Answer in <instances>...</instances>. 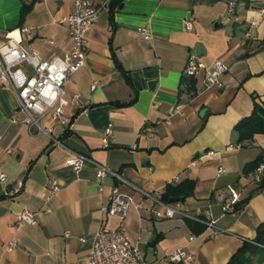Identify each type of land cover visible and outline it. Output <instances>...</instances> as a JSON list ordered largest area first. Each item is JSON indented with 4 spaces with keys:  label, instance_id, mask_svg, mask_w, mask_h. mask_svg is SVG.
<instances>
[{
    "label": "crops",
    "instance_id": "0c3cea01",
    "mask_svg": "<svg viewBox=\"0 0 264 264\" xmlns=\"http://www.w3.org/2000/svg\"><path fill=\"white\" fill-rule=\"evenodd\" d=\"M29 1L20 25L21 3ZM72 1L0 0V48L13 39L44 58L64 54L71 40L59 18L72 11ZM92 1L104 7L86 37L85 65L63 85L67 94L78 93L82 103L67 107L69 126L49 115L43 123L67 149L121 170L152 195L158 196L167 182L191 180L192 191L171 202L193 213L208 210L214 227L196 234L186 218L154 219L145 210L148 201L124 185L141 204L140 218L128 208L124 219L109 217L107 223L123 226L146 259L164 261L166 253L180 247L193 253L196 264H225L242 240H252L264 219V187L256 189L242 173L244 162L264 155V133L236 141L232 130L236 120L248 115L252 96L264 98V0H233L230 13L229 0H120L110 15L108 0ZM138 26L149 31V38L137 32ZM112 50L126 78L118 73ZM190 54L205 66L214 59L227 63L219 90L200 89V76L191 77L193 90L187 89L185 80L191 78L183 76L181 67ZM131 96L129 104L120 105ZM15 100L0 86V167L8 175L0 181V264H76L86 256L109 186L98 189L89 162L77 170L68 167L69 152L53 145L45 132L30 133L26 123L10 122ZM109 122L112 135L104 145L102 128ZM207 149L216 153L206 156ZM217 165L222 173H216ZM51 179L58 181L55 191ZM227 185L240 198L249 197L238 209L223 213L212 192H223ZM24 208L34 210L36 221L16 226L15 215ZM157 233L152 247L147 242ZM12 238L17 246L7 249ZM251 262L264 264V258Z\"/></svg>",
    "mask_w": 264,
    "mask_h": 264
},
{
    "label": "built area",
    "instance_id": "2783aa9c",
    "mask_svg": "<svg viewBox=\"0 0 264 264\" xmlns=\"http://www.w3.org/2000/svg\"><path fill=\"white\" fill-rule=\"evenodd\" d=\"M233 0L227 1V13L233 7ZM72 11L59 18V22L64 23L71 43L69 49L64 54H54L51 58H44L40 53L29 45L21 44L11 39L6 48H0V86H4L11 91L15 97L14 114L11 115L10 122H24L27 131L45 132L52 142L65 147L58 137H53L50 125L43 123L45 115H49L52 121L63 123L65 127L71 124V119L66 117V109L69 105L80 107L81 101L78 93L67 94L64 86L66 80L74 71L85 65L87 46H85L88 31L93 27L96 16L104 7L92 0H73ZM263 7L259 8L261 11ZM26 30V27L22 28ZM136 30L146 40L149 38V31L143 26L136 27ZM227 63L221 59H214L210 65L205 66L196 56L190 54L186 57L181 67L183 76L188 78L200 76V89H217L222 87L221 76L227 70ZM95 81L89 85L93 88ZM19 115V116H18ZM111 122L102 129L101 143L109 145L108 141L112 135ZM143 129L151 132L152 127L144 125ZM133 146V145H132ZM67 149V147H65ZM11 152L10 149H7ZM69 152L65 163L73 170L82 168L85 162L93 165L95 171L96 185L100 191L109 186V191L105 195L106 201L101 205L102 217L96 225V229L89 238L90 244L86 250V256L76 264H155L153 260L145 258L141 252L137 240H130L125 229L121 225H108L109 217H116L119 220L127 216V209L132 208L140 218V202H137L131 192L124 191L122 186L128 187L137 192L140 199L148 201L145 210L152 218L168 219L172 216L179 218H189L194 222H200L205 227H214L212 215L208 210L202 214L180 209L177 202L161 200L159 196L152 195L150 190L137 188L125 178L121 170L109 168L108 165L95 161V159L80 154V152L67 149ZM206 156L214 155L216 152L210 149L204 152ZM256 166L246 173L249 182L258 184L264 174V155L255 164ZM0 167V181L5 182L8 175ZM223 167L217 165L216 173H222ZM57 180L51 179L49 187L56 190ZM10 191H6L8 193ZM12 192V191H11ZM215 199L219 201L222 212H233V204L240 198L234 187L227 185L223 192L213 191ZM50 210L48 207L44 211ZM34 210L24 208L15 216L16 226L22 222L34 223L36 221ZM15 226V227H16ZM65 236L70 235V231H64ZM80 241L86 242L83 236L78 237ZM14 238L6 242V248H16ZM163 264H196L193 253L185 248H173L163 257ZM68 264V263H61ZM159 264V263H156Z\"/></svg>",
    "mask_w": 264,
    "mask_h": 264
},
{
    "label": "trees",
    "instance_id": "16d2710c",
    "mask_svg": "<svg viewBox=\"0 0 264 264\" xmlns=\"http://www.w3.org/2000/svg\"><path fill=\"white\" fill-rule=\"evenodd\" d=\"M32 1L29 2H23L21 3V9L18 17L19 24L21 25L23 17L26 15V13L31 8ZM120 0H108V9H109V15L113 12L115 8H118L120 5ZM114 51L112 50V59L115 62V65L117 67L118 73L122 74L125 78V72L120 67L117 59L114 56ZM193 80H185V84L187 85V89L189 91L193 90ZM255 95L252 96V102L250 105V111L247 116H242L238 120L234 122V125L232 127V130L234 131V135L236 138V141H243V140H249L251 138V135L253 133H264V98L261 100L255 99ZM133 99V96H131L127 101H124L120 104L118 102L117 104L125 105L129 104ZM262 155L259 153L256 155L253 159H251L249 162H244L242 167V173L246 174L250 172L256 165L257 161L261 159ZM264 187V180H260L258 184H256L255 188L260 189ZM193 189V182L188 179H182L180 182L176 184L166 183L163 185L162 191L158 193V196L161 200L165 201V203L169 202L170 197L174 196H186L189 192H191ZM249 195H246L244 197H241L237 200L235 204H233V207L235 209H238V206L245 203ZM185 223L188 225V227L194 231V233L197 234V232H200L205 225L200 222H194L193 220L186 218L184 219ZM159 234H155L153 237H151V240L147 242V244L151 245L152 247L155 246L157 240L159 239ZM254 236L252 240H242L241 244L235 248V250L229 255L228 259L224 262L225 264H251L252 259L255 262H259L262 258H264V219L260 221L254 230Z\"/></svg>",
    "mask_w": 264,
    "mask_h": 264
},
{
    "label": "water",
    "instance_id": "95a60500",
    "mask_svg": "<svg viewBox=\"0 0 264 264\" xmlns=\"http://www.w3.org/2000/svg\"><path fill=\"white\" fill-rule=\"evenodd\" d=\"M196 50H198V44L196 45ZM153 81H154L153 79L149 80V82L146 83V86L148 88H152ZM202 112H203L202 109H199V114H201ZM168 200L171 202V201L181 200V198L175 196V197H170Z\"/></svg>",
    "mask_w": 264,
    "mask_h": 264
},
{
    "label": "rangeland",
    "instance_id": "374dc122",
    "mask_svg": "<svg viewBox=\"0 0 264 264\" xmlns=\"http://www.w3.org/2000/svg\"><path fill=\"white\" fill-rule=\"evenodd\" d=\"M141 243H146V242H145V241H142ZM141 245H142V244H141ZM146 250H147V249H146ZM154 262H155V264H156V263L163 264L164 261L156 260V261H154Z\"/></svg>",
    "mask_w": 264,
    "mask_h": 264
}]
</instances>
